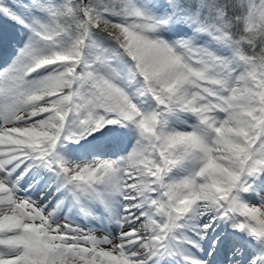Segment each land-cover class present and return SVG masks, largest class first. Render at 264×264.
<instances>
[{"label": "snow or ice", "instance_id": "6c2138e0", "mask_svg": "<svg viewBox=\"0 0 264 264\" xmlns=\"http://www.w3.org/2000/svg\"><path fill=\"white\" fill-rule=\"evenodd\" d=\"M0 21V264H264V0Z\"/></svg>", "mask_w": 264, "mask_h": 264}, {"label": "rangeland", "instance_id": "374dc122", "mask_svg": "<svg viewBox=\"0 0 264 264\" xmlns=\"http://www.w3.org/2000/svg\"><path fill=\"white\" fill-rule=\"evenodd\" d=\"M19 29L11 22L0 21V62L14 55V50L18 46L21 37ZM256 203V201H252ZM102 235V233H98Z\"/></svg>", "mask_w": 264, "mask_h": 264}]
</instances>
